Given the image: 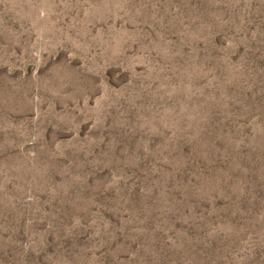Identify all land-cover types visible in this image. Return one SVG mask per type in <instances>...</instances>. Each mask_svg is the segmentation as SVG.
<instances>
[{
    "label": "rangeland",
    "instance_id": "obj_1",
    "mask_svg": "<svg viewBox=\"0 0 264 264\" xmlns=\"http://www.w3.org/2000/svg\"><path fill=\"white\" fill-rule=\"evenodd\" d=\"M0 264H264V0H0Z\"/></svg>",
    "mask_w": 264,
    "mask_h": 264
}]
</instances>
